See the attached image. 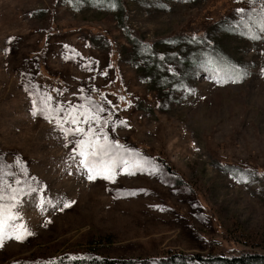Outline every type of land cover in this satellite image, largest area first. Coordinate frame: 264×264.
<instances>
[{
    "label": "rangeland",
    "instance_id": "obj_1",
    "mask_svg": "<svg viewBox=\"0 0 264 264\" xmlns=\"http://www.w3.org/2000/svg\"><path fill=\"white\" fill-rule=\"evenodd\" d=\"M0 171V264L264 254V0H0Z\"/></svg>",
    "mask_w": 264,
    "mask_h": 264
},
{
    "label": "trees",
    "instance_id": "obj_2",
    "mask_svg": "<svg viewBox=\"0 0 264 264\" xmlns=\"http://www.w3.org/2000/svg\"><path fill=\"white\" fill-rule=\"evenodd\" d=\"M182 33L183 32H180V35L184 36ZM176 35L177 34H174L172 36ZM162 167L172 177L178 178V182H185L168 162L163 161ZM71 257L76 259H69ZM153 260L158 262V264H264V254L246 249L232 250L224 253L210 252L192 255L169 252ZM153 260L149 258H111L92 253L82 255L62 253L53 260L40 259L33 264H50V262H54V264H61V262H63V264H153Z\"/></svg>",
    "mask_w": 264,
    "mask_h": 264
},
{
    "label": "snow or ice",
    "instance_id": "obj_3",
    "mask_svg": "<svg viewBox=\"0 0 264 264\" xmlns=\"http://www.w3.org/2000/svg\"><path fill=\"white\" fill-rule=\"evenodd\" d=\"M50 99V98H48ZM123 99V98H121ZM46 103V102H45ZM83 107V106H81ZM55 112H61L64 111L59 108H53L52 109ZM92 110L94 111V115L92 116H86L84 113H80L77 115H73V113L77 112V109L75 107L66 110L65 116L63 117V122L64 123H69L72 125V127L68 129H63V123H60L59 126L65 131L66 136H81V137H88V141H85L83 139L81 140H76L75 141V148H80L81 151L79 155L83 158L81 160V164L84 167H87L91 170L92 167L96 163H99L101 159H103L104 156L108 154L107 148L105 147L104 144L102 143H94L93 142V137H96L97 140H99V137L97 136V133L92 127V124L100 119L99 113H103L105 109L100 106V105H93ZM42 111V110H41ZM34 115L36 114L35 112L33 113ZM79 124H86L87 128H82V127H77ZM103 140H107V136L105 135L103 137ZM3 172L0 171V246L3 244V214L6 208H9L13 211H15V215L13 217L12 222H10V227H14V221L15 219L21 218L19 216V212L16 211L18 208L19 204L18 203H13V204H5L4 201V186H3ZM92 179H95L96 177H90ZM102 178L105 179H110V177L104 176ZM15 183L19 184L21 181L19 179H16L14 181ZM33 192L37 191V189H32ZM10 200H15L14 196L9 197ZM28 235H31V233H28ZM19 238V237H17ZM69 259H76L74 257H71ZM50 264H54V262H50ZM63 264V262H61Z\"/></svg>",
    "mask_w": 264,
    "mask_h": 264
}]
</instances>
